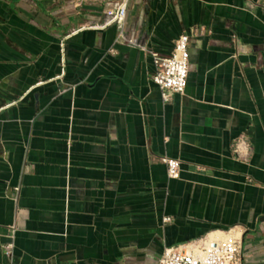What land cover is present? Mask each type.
<instances>
[{"label": "crops", "instance_id": "1", "mask_svg": "<svg viewBox=\"0 0 264 264\" xmlns=\"http://www.w3.org/2000/svg\"><path fill=\"white\" fill-rule=\"evenodd\" d=\"M107 6L0 0V264H158L232 227L264 264L262 0L129 1L127 33L162 55L206 33L167 103Z\"/></svg>", "mask_w": 264, "mask_h": 264}, {"label": "built area", "instance_id": "2", "mask_svg": "<svg viewBox=\"0 0 264 264\" xmlns=\"http://www.w3.org/2000/svg\"><path fill=\"white\" fill-rule=\"evenodd\" d=\"M76 3L107 2L102 10L100 28L114 25L118 30L115 42L133 46L147 54L151 61V82L157 87L163 103L170 102L174 94H183L190 69L191 45L206 36L203 28L192 26L173 40L169 54L162 55L146 46L138 37L132 38L125 29L127 6L130 0H73ZM264 5V0H262ZM63 52V45H62ZM167 166L169 178H178L180 161L167 156L159 157ZM242 232L232 227L212 230L203 237L180 243L163 250L158 264H241Z\"/></svg>", "mask_w": 264, "mask_h": 264}, {"label": "bare ground", "instance_id": "3", "mask_svg": "<svg viewBox=\"0 0 264 264\" xmlns=\"http://www.w3.org/2000/svg\"><path fill=\"white\" fill-rule=\"evenodd\" d=\"M132 38H133V39L135 38V35H134V34L132 35Z\"/></svg>", "mask_w": 264, "mask_h": 264}]
</instances>
